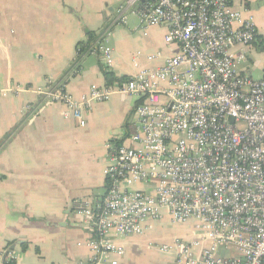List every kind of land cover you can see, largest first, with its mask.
Wrapping results in <instances>:
<instances>
[{"label":"built area","instance_id":"1","mask_svg":"<svg viewBox=\"0 0 264 264\" xmlns=\"http://www.w3.org/2000/svg\"><path fill=\"white\" fill-rule=\"evenodd\" d=\"M125 3L115 22L137 6L140 28L165 25L164 42L178 54L79 97L47 80L0 88V99L31 93L61 105L81 128L84 113L115 92L140 101L133 132L108 152L105 198L95 207L73 203L94 232L84 244L89 264H117L124 249L113 239L141 235L165 216L173 225L191 224V239L151 245L174 255L175 264H264V64L255 58H264V36L229 0ZM98 52L111 66L107 37ZM139 57L132 59L136 68ZM256 70L262 75L254 80ZM17 261L14 249L0 253V264Z\"/></svg>","mask_w":264,"mask_h":264},{"label":"crops","instance_id":"2","mask_svg":"<svg viewBox=\"0 0 264 264\" xmlns=\"http://www.w3.org/2000/svg\"><path fill=\"white\" fill-rule=\"evenodd\" d=\"M126 1L0 0V88L37 87L50 80L79 97L92 85L104 87L99 46L74 64L76 45L88 32L99 35L100 42L107 37L112 49L107 67L117 78L160 67L178 54L176 45L164 42L165 25L140 28L137 6L131 12L133 28L128 27L127 11L124 23L115 22ZM229 3L251 15L264 36V0ZM136 53L138 68L132 63ZM149 56L157 57L148 61ZM255 58L264 64L262 55ZM139 102L115 92L84 113L81 128L63 116L61 105L44 103L31 93L0 99V253L14 249L16 264H89L84 244L94 232L73 203L83 200L95 207L105 198L108 152L133 132ZM151 226L141 235L113 239L124 249L117 264H175L174 255L151 245L191 239V224L172 225L165 216ZM168 226L177 231H167Z\"/></svg>","mask_w":264,"mask_h":264},{"label":"trees","instance_id":"3","mask_svg":"<svg viewBox=\"0 0 264 264\" xmlns=\"http://www.w3.org/2000/svg\"><path fill=\"white\" fill-rule=\"evenodd\" d=\"M100 37L95 32H88L84 41L77 43L76 45V58L74 64L79 65L81 60L92 53L94 50H97L99 46ZM99 68L102 72V75L105 80V86L111 87L114 85H120L123 82L129 80L128 77H115L112 72L108 69L109 67L105 66L103 63L99 64ZM119 145V144H118ZM25 249V246H23Z\"/></svg>","mask_w":264,"mask_h":264},{"label":"rangeland","instance_id":"4","mask_svg":"<svg viewBox=\"0 0 264 264\" xmlns=\"http://www.w3.org/2000/svg\"><path fill=\"white\" fill-rule=\"evenodd\" d=\"M125 5H126V3H124V6ZM133 9H134V6L130 7L127 10V13H126V15H127V24H128L129 28H133L134 25H135V19L133 18L132 13H131L133 11ZM261 75H262L261 71L256 70L253 73V79L254 80L259 79L261 77ZM167 231H170L171 233L172 232L175 233L177 231V228H176V226H168L167 227Z\"/></svg>","mask_w":264,"mask_h":264}]
</instances>
